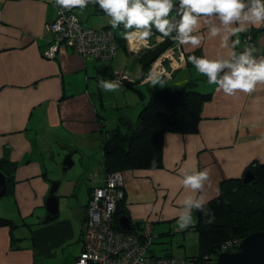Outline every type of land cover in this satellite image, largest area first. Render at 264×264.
Returning a JSON list of instances; mask_svg holds the SVG:
<instances>
[{
  "label": "crops",
  "instance_id": "crops-1",
  "mask_svg": "<svg viewBox=\"0 0 264 264\" xmlns=\"http://www.w3.org/2000/svg\"><path fill=\"white\" fill-rule=\"evenodd\" d=\"M57 6L55 0H0V159L15 163L12 187L0 197V216L16 224L14 232L0 225V264L74 263L82 247L90 190L103 184L106 173L102 153L105 129L120 126L127 131L126 124H118L119 117L133 123L136 109L148 98V87L146 91L141 87L153 84L149 78L139 79V71L161 42L155 28L146 45L140 40L137 52L128 49L125 38L120 40L108 61L67 48L52 59L44 57L42 51L52 38L46 23L55 17ZM72 9L84 25L111 26V18L98 4ZM252 27L258 28L249 26L248 30ZM116 30L122 35L120 26ZM243 33L237 51L247 46ZM199 34L204 36L202 44L195 49L181 45L184 57L180 67L165 80L173 87L194 81L192 88L212 94L202 105L198 131L166 132L160 168L122 171L129 219H148L152 233L154 222L178 218L176 213L188 194L180 185L181 168L194 165L210 170L204 190L209 200L219 194L222 180L240 177L252 161L264 162V84H258L251 94L238 93L236 97L217 92L186 60L189 55L215 56L227 50L220 48V37L208 38L206 27H201ZM255 38L259 57L264 55V29H259ZM120 69L141 91L142 99L126 84L117 91L99 86L100 81H109V73ZM178 72H184L183 76L178 78ZM110 108L112 115L104 116L102 111ZM100 115L104 116L103 128ZM67 153L73 164L61 173V160ZM55 182L57 213L47 219L45 200ZM169 233L164 229L156 235L162 239Z\"/></svg>",
  "mask_w": 264,
  "mask_h": 264
},
{
  "label": "trees",
  "instance_id": "trees-1",
  "mask_svg": "<svg viewBox=\"0 0 264 264\" xmlns=\"http://www.w3.org/2000/svg\"><path fill=\"white\" fill-rule=\"evenodd\" d=\"M174 3L178 6L179 0H174ZM175 11L174 8L173 12ZM177 19L179 18L177 17ZM109 27L114 31L116 30L112 26ZM259 29H264V26L252 27L244 33V39L248 35L251 36L248 45L251 44L256 47L255 36ZM120 30L121 33L125 31L123 25H120ZM116 31L115 40L119 46L120 40H123L124 36L118 35L117 32L119 31ZM172 35L174 36L175 32ZM176 43L170 38H164L161 42L156 43L151 50L152 54L149 60L141 65L139 79L147 76L152 61L159 53ZM254 55L257 54L254 53ZM100 70L104 71L103 68ZM113 75L114 71L108 74L107 79L110 80ZM125 82L123 85L129 86L142 99L141 91L136 89L131 81ZM192 84H195L194 81L186 82L183 86L173 87L164 79L163 84L149 85L148 98L142 103L135 121L126 123L123 117H119L120 122L118 124H126L127 131L121 130L120 126L105 129L102 153L106 173L125 169L160 168L162 166V141L166 132L186 134L198 131L202 105L211 99L212 94L190 88ZM103 118V115L99 116L101 128L105 126ZM153 161H155V165H153ZM7 165L9 170L6 169ZM246 168H250L253 172L254 178L252 180L244 183L242 176L224 179L219 184V194L208 200L205 207L210 209L214 215L211 223H206L209 217L194 211L195 227L190 228L198 232L197 255L192 257L173 255L170 252L171 246H165L160 252H157L154 245L164 241L152 233V224V237L148 245V249L152 248L149 250L150 253L154 256L183 257L187 264H217L215 261L217 253L226 251L220 247L222 243L236 238L241 240L250 232L264 230V162L252 161ZM14 170V162L0 159V171L6 178L7 189L12 187ZM94 187L91 188L90 193ZM125 202L126 194L123 192V196L116 201L112 225L118 230L136 232L138 236H143V222L141 221H130L131 226L128 230L119 225L118 218L120 216L126 215L130 218L125 209ZM0 225L7 226L10 232H14L16 227L12 220L1 216ZM236 248L237 246H230L227 250Z\"/></svg>",
  "mask_w": 264,
  "mask_h": 264
},
{
  "label": "clouds",
  "instance_id": "clouds-1",
  "mask_svg": "<svg viewBox=\"0 0 264 264\" xmlns=\"http://www.w3.org/2000/svg\"><path fill=\"white\" fill-rule=\"evenodd\" d=\"M55 3L68 10L98 4L111 18L113 28L123 24L124 38L134 35L145 45L153 36L152 29L155 28L161 41L170 38L180 45H190L195 49L204 40V36L199 34L200 29L206 27L208 38L220 37V48L227 50L226 53L199 57L189 55L186 63L206 76L208 84L215 85L216 91L226 96L251 94L258 84H264V55L255 56L257 48L251 44L242 51L236 50L241 43L240 33L247 32L249 26L264 25V0H179L178 6L174 0H55ZM174 8L176 12L172 15ZM129 29L136 31L129 32ZM167 75L164 70H160L150 74L149 79L153 84H163ZM99 86L105 91H117L120 81H100ZM152 163L155 165V161ZM209 172L208 168L199 170L194 165L180 169V185L188 190L176 213L178 229L181 231L195 227L194 211L209 217L206 223H211L214 218L211 210L205 207L208 199L204 190Z\"/></svg>",
  "mask_w": 264,
  "mask_h": 264
},
{
  "label": "built area",
  "instance_id": "built-area-1",
  "mask_svg": "<svg viewBox=\"0 0 264 264\" xmlns=\"http://www.w3.org/2000/svg\"><path fill=\"white\" fill-rule=\"evenodd\" d=\"M46 29L52 38L42 54L48 59L67 48L81 56L108 61L118 48L115 31L111 27L94 28L84 25L73 9L57 6L56 15L46 23ZM250 38L249 35L245 37L248 42ZM126 42L128 49L135 52L142 45L134 35L128 36ZM183 57L184 52L178 43L167 47L152 61L144 78L164 70L168 74L164 78L170 79L171 72L180 67ZM110 80H119L122 85L124 81L131 79L120 69L114 71ZM123 192L122 171L105 173L103 184L92 189L86 205L82 247L73 264H187L183 257L154 256L150 253L148 245L152 234L148 220L143 222V236H138L136 232L118 230L112 225L116 201L123 196ZM239 242L238 238L230 239L220 247L227 250L230 246H238Z\"/></svg>",
  "mask_w": 264,
  "mask_h": 264
},
{
  "label": "water",
  "instance_id": "water-1",
  "mask_svg": "<svg viewBox=\"0 0 264 264\" xmlns=\"http://www.w3.org/2000/svg\"><path fill=\"white\" fill-rule=\"evenodd\" d=\"M64 156L65 157L61 160L63 164L61 173H66L67 169L73 164V160L69 153ZM241 176L244 183L254 178L251 169L246 167ZM57 184L58 182L50 184L49 196L45 200L47 219L53 218L57 213L58 198L55 195ZM6 191V178L0 171V197L3 196ZM118 221L123 229H130L131 224L128 216L122 215L118 218ZM215 261L217 264H264V230H256L248 233L242 237L236 249L218 252Z\"/></svg>",
  "mask_w": 264,
  "mask_h": 264
},
{
  "label": "rangeland",
  "instance_id": "rangeland-1",
  "mask_svg": "<svg viewBox=\"0 0 264 264\" xmlns=\"http://www.w3.org/2000/svg\"><path fill=\"white\" fill-rule=\"evenodd\" d=\"M244 41L248 45V41H246V40H244ZM123 66H124V64H123ZM183 74H184V72H178L177 77L179 78V77L183 76ZM109 81H111V80H109ZM147 87L148 86L145 85V86H142L141 88L144 91H146ZM191 87L192 86L190 85V88ZM139 106L140 107H138L136 109L137 112L142 107V105H139ZM111 110H113V109L110 108V110H103L102 114L104 116H106V117H109V116L112 115ZM177 219L178 218L173 219V220H164V221H159V222H154L153 223V226H155L154 227V232H155L154 234H156V232L158 230L162 231L164 229L165 230H169L170 233H171V234L169 233L168 235H164V237L162 238V240L164 242H162V243L160 242L159 244L154 245L155 246V250L157 252H160L162 248H165V246H171L173 255L184 256V257H192V256L197 255V253H198V245H199L198 232L196 230L190 228V227L185 229V231L175 232V230L178 229ZM145 220H148V219H145ZM150 224H151V222H150ZM170 238L172 240L171 243H170V241H168ZM178 240H180V242H181L180 244L181 245L175 244V242L178 241ZM151 249L152 248H150L149 250H151ZM183 251H185V254H181V255L178 254V253H182Z\"/></svg>",
  "mask_w": 264,
  "mask_h": 264
},
{
  "label": "bare ground",
  "instance_id": "bare-ground-1",
  "mask_svg": "<svg viewBox=\"0 0 264 264\" xmlns=\"http://www.w3.org/2000/svg\"><path fill=\"white\" fill-rule=\"evenodd\" d=\"M133 32H135V31H133Z\"/></svg>",
  "mask_w": 264,
  "mask_h": 264
}]
</instances>
